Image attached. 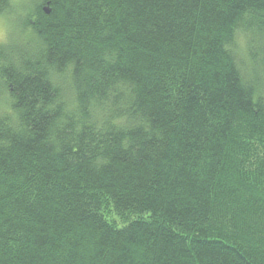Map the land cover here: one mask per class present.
I'll return each mask as SVG.
<instances>
[{
  "label": "trees",
  "instance_id": "1",
  "mask_svg": "<svg viewBox=\"0 0 264 264\" xmlns=\"http://www.w3.org/2000/svg\"><path fill=\"white\" fill-rule=\"evenodd\" d=\"M21 22L0 264H264V0H34Z\"/></svg>",
  "mask_w": 264,
  "mask_h": 264
},
{
  "label": "rangeland",
  "instance_id": "2",
  "mask_svg": "<svg viewBox=\"0 0 264 264\" xmlns=\"http://www.w3.org/2000/svg\"><path fill=\"white\" fill-rule=\"evenodd\" d=\"M34 0H18V4L12 6L8 14L0 16V44L9 39L12 28L18 27L24 18L27 8L31 7Z\"/></svg>",
  "mask_w": 264,
  "mask_h": 264
},
{
  "label": "clouds",
  "instance_id": "3",
  "mask_svg": "<svg viewBox=\"0 0 264 264\" xmlns=\"http://www.w3.org/2000/svg\"><path fill=\"white\" fill-rule=\"evenodd\" d=\"M11 2H12V5H13V6H15V5L18 4V0H11Z\"/></svg>",
  "mask_w": 264,
  "mask_h": 264
},
{
  "label": "water",
  "instance_id": "4",
  "mask_svg": "<svg viewBox=\"0 0 264 264\" xmlns=\"http://www.w3.org/2000/svg\"><path fill=\"white\" fill-rule=\"evenodd\" d=\"M46 13H48V10H44Z\"/></svg>",
  "mask_w": 264,
  "mask_h": 264
}]
</instances>
